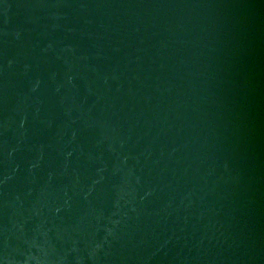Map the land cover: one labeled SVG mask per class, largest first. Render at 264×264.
Masks as SVG:
<instances>
[{
	"label": "water",
	"instance_id": "water-1",
	"mask_svg": "<svg viewBox=\"0 0 264 264\" xmlns=\"http://www.w3.org/2000/svg\"><path fill=\"white\" fill-rule=\"evenodd\" d=\"M0 264H264V0H0Z\"/></svg>",
	"mask_w": 264,
	"mask_h": 264
}]
</instances>
